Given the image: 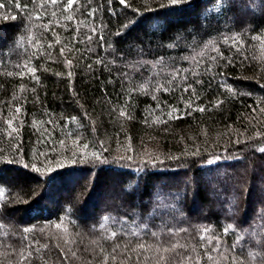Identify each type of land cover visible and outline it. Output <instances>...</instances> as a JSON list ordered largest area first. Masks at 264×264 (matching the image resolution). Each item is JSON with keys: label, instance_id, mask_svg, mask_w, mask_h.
<instances>
[{"label": "trees", "instance_id": "1", "mask_svg": "<svg viewBox=\"0 0 264 264\" xmlns=\"http://www.w3.org/2000/svg\"><path fill=\"white\" fill-rule=\"evenodd\" d=\"M248 7L0 0V264H264Z\"/></svg>", "mask_w": 264, "mask_h": 264}, {"label": "snow or ice", "instance_id": "2", "mask_svg": "<svg viewBox=\"0 0 264 264\" xmlns=\"http://www.w3.org/2000/svg\"><path fill=\"white\" fill-rule=\"evenodd\" d=\"M177 2V0H171V3H173V4H175ZM51 3L52 4H55L56 3V0H51ZM120 3L121 4H123V3H125V0H120ZM255 4V0H249V7H248V10H252V7H253V5ZM67 8L68 9H70V8H72V0H67ZM67 10V9H66ZM6 19H7V17H5ZM69 19H71V17H69ZM57 42H59V41H57ZM61 54H63V50H61ZM68 63L69 64H71V61H68ZM34 71V70H33ZM69 75H71V73H69ZM185 90H187V89H185ZM199 111H204V109L203 108H200V109H198ZM121 115H125V113H123V112H121ZM260 151H262V152H264V148H261L260 149ZM208 163L209 164H212L213 163V161H208ZM206 179L209 181V183H211V181H212V177L211 176H208V177H206ZM57 227H59V225H57ZM229 229H225V232H227ZM113 235V237L116 235V233H113L112 234ZM205 237H203V236H201V239H204ZM140 247L141 248H143L144 247V245H140ZM173 247H175V245L173 246ZM211 258V257H210ZM161 259H163V257H161Z\"/></svg>", "mask_w": 264, "mask_h": 264}]
</instances>
